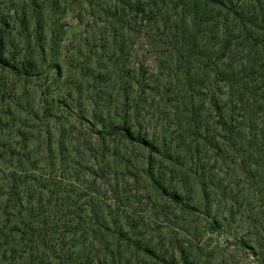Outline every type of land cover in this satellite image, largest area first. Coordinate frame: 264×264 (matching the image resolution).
<instances>
[{
  "label": "rangeland",
  "instance_id": "obj_1",
  "mask_svg": "<svg viewBox=\"0 0 264 264\" xmlns=\"http://www.w3.org/2000/svg\"><path fill=\"white\" fill-rule=\"evenodd\" d=\"M144 1L146 28L117 0H0V201L18 184L63 199L79 246L105 218L166 264H264V43L231 10ZM176 32L193 58L179 60ZM220 109L241 125L239 149Z\"/></svg>",
  "mask_w": 264,
  "mask_h": 264
},
{
  "label": "trees",
  "instance_id": "obj_2",
  "mask_svg": "<svg viewBox=\"0 0 264 264\" xmlns=\"http://www.w3.org/2000/svg\"><path fill=\"white\" fill-rule=\"evenodd\" d=\"M117 1L121 5H125L133 14L134 24L140 23L139 26L146 28L145 24L154 20L153 11L150 10L148 2L144 0ZM180 2L181 5L176 6L188 7L186 0ZM201 4L223 8L228 12L231 10L234 20L239 21L242 29L248 30L246 40L250 42L252 48L264 43L258 42L260 38L264 37V0H201ZM248 6L252 8L249 9ZM255 29L259 30L257 35H255ZM177 32L175 37H178ZM261 32L263 33L261 34ZM190 44L192 42L184 35L177 38L174 50L180 54L179 60H183V56L188 59L193 58L194 53L189 49ZM228 48L229 45L226 44L222 49L223 52L225 53ZM182 51L187 53L184 54ZM0 65L10 67L1 57ZM219 74L226 78L229 76L225 72ZM211 99L215 108L217 101L219 104V99L215 97L214 93H212ZM223 110L225 109L223 108ZM220 111L219 127L227 134L226 139L229 146L239 149L235 137L236 133L240 131L241 125L237 124L238 122L234 119L236 116L233 110L230 111L231 116H229V112L224 111L223 113L222 109ZM110 130L114 132V135L121 136L131 144L138 143L151 152L155 150L150 142L140 136L136 137L130 129H124L118 125L112 126ZM13 169L16 168L13 167ZM145 175L152 180L154 185L162 186L159 181H156L152 172L146 170ZM2 185L6 186L5 183ZM24 187L27 188L26 185ZM11 189L13 191L9 193L8 197L4 201H0V204H3L0 209V264H133L139 254L159 260L150 248L143 247L139 241H134L130 232L123 229L113 230L105 218L102 219L101 224H98V228L92 231L97 239H94L95 241L87 247L83 244L79 246L80 242L84 243L83 238H85L84 232L81 233L79 227L77 228L82 219L69 213L67 215L61 213L64 204L59 206L57 204L63 199H55L53 202L49 198L47 202L43 199V193L38 198L31 193L23 197L21 184L13 186ZM171 196L175 200L178 199L176 195ZM8 203H12V205L9 207ZM94 217L95 215H93ZM96 217L95 220L99 221V217ZM103 236L112 238V243L98 241V238ZM133 256L135 260H133ZM160 264L166 263L161 260Z\"/></svg>",
  "mask_w": 264,
  "mask_h": 264
}]
</instances>
